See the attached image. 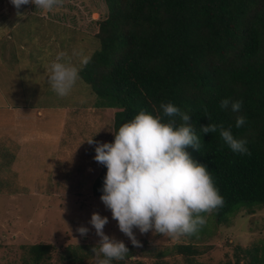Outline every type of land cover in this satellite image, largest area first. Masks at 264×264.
Listing matches in <instances>:
<instances>
[{
  "label": "rangeland",
  "instance_id": "374dc122",
  "mask_svg": "<svg viewBox=\"0 0 264 264\" xmlns=\"http://www.w3.org/2000/svg\"><path fill=\"white\" fill-rule=\"evenodd\" d=\"M106 16L104 0H62L48 12L33 4L17 10L0 0V264H24V246L36 243L54 246L50 264H70L58 258L65 246H95L99 240L89 223L93 212L108 217L105 234L133 246L125 264H157L158 250L179 243L198 246L195 264H215L233 261L235 246L264 243L263 206L251 214L242 209L226 224L214 223L216 209L202 213L206 224L200 231L179 238L134 228L137 247L100 196L92 195L104 165L94 160L95 145L84 140L112 142L116 108L80 77L60 97L47 76L61 52L66 63L82 68V56L99 49L95 34ZM80 226L89 229L87 235H80ZM159 262L187 264L178 253ZM84 264H97V258L93 254Z\"/></svg>",
  "mask_w": 264,
  "mask_h": 264
},
{
  "label": "trees",
  "instance_id": "16d2710c",
  "mask_svg": "<svg viewBox=\"0 0 264 264\" xmlns=\"http://www.w3.org/2000/svg\"><path fill=\"white\" fill-rule=\"evenodd\" d=\"M107 16L98 23L99 49L79 77L115 107L111 138L140 111L162 115L171 102L189 113L200 151L192 158L210 171L222 195L215 224H226L238 211L253 213L264 206V0H104ZM223 98L241 100L239 113L222 110ZM237 115L246 123L237 128ZM210 118V119H208ZM167 119V118H164ZM177 123H180L177 118ZM223 124L237 139L247 141L250 154L233 153L216 133L200 126ZM106 167L95 177L93 196H100ZM123 260L134 254L132 245ZM94 246H65L58 258L84 264ZM25 248L24 264H50L52 244ZM178 253L187 264L201 253L193 243H179L156 252L157 264ZM234 260L215 264H264V243L235 246ZM192 257V258H191ZM198 264V263H197Z\"/></svg>",
  "mask_w": 264,
  "mask_h": 264
},
{
  "label": "clouds",
  "instance_id": "9594fccd",
  "mask_svg": "<svg viewBox=\"0 0 264 264\" xmlns=\"http://www.w3.org/2000/svg\"><path fill=\"white\" fill-rule=\"evenodd\" d=\"M10 2L17 10L33 4L48 12L62 0ZM17 14L23 15L19 11ZM89 60L90 56H82L81 67ZM79 72L80 68L64 61L61 52L50 64L47 80L58 96L65 97L73 89ZM219 106L222 110L239 113L242 101L223 98ZM160 108L162 115L154 116L142 110L123 123L114 133L113 142L94 141L93 136L84 140L95 145L94 160L106 167L100 200L117 221L119 230L137 247L141 242L136 238L134 228L142 234L151 231L170 238L195 235L206 224V217L201 214L224 203L208 168L195 161L187 151L189 146L200 151L201 146V135H197L189 122V113L171 102L161 103ZM245 123L244 115L236 116L237 128ZM200 130L201 133L219 131L233 153L250 154L247 141L235 138L231 129L223 124L208 123L200 126ZM89 223L99 237L92 248L97 264L123 260L129 253L128 247L122 240L103 231L108 217L93 212ZM77 231L85 236L89 229L80 226Z\"/></svg>",
  "mask_w": 264,
  "mask_h": 264
}]
</instances>
